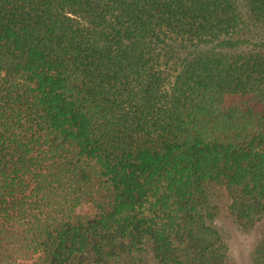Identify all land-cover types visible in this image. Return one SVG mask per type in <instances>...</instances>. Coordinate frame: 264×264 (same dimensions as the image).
<instances>
[{"label": "trees", "instance_id": "trees-1", "mask_svg": "<svg viewBox=\"0 0 264 264\" xmlns=\"http://www.w3.org/2000/svg\"><path fill=\"white\" fill-rule=\"evenodd\" d=\"M218 197L264 221V0H0V264H232Z\"/></svg>", "mask_w": 264, "mask_h": 264}, {"label": "rangeland", "instance_id": "rangeland-1", "mask_svg": "<svg viewBox=\"0 0 264 264\" xmlns=\"http://www.w3.org/2000/svg\"><path fill=\"white\" fill-rule=\"evenodd\" d=\"M214 202L218 205L216 224L228 244L231 263L251 264L252 252L264 234V221H257L251 228L243 229L227 211V201L224 198L218 197V200L214 199Z\"/></svg>", "mask_w": 264, "mask_h": 264}]
</instances>
